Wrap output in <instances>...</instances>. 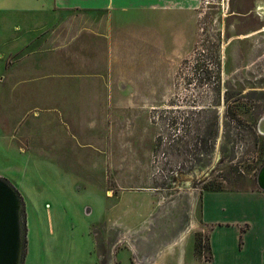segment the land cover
<instances>
[{
	"label": "rangeland",
	"instance_id": "obj_1",
	"mask_svg": "<svg viewBox=\"0 0 264 264\" xmlns=\"http://www.w3.org/2000/svg\"><path fill=\"white\" fill-rule=\"evenodd\" d=\"M153 8L88 85L0 87L24 262L264 263V0Z\"/></svg>",
	"mask_w": 264,
	"mask_h": 264
},
{
	"label": "crops",
	"instance_id": "obj_2",
	"mask_svg": "<svg viewBox=\"0 0 264 264\" xmlns=\"http://www.w3.org/2000/svg\"><path fill=\"white\" fill-rule=\"evenodd\" d=\"M166 2L186 0H0V56L8 58L0 63L4 97L20 103L23 97L16 88L24 86L23 80L30 82L25 88L39 81L45 87L71 85L69 81L88 85L81 82L111 71L117 49L130 47L153 7L164 15ZM7 86L13 87L12 94L5 93ZM12 128L11 113L0 114V161H9L6 167L17 151ZM0 177L13 184L1 172ZM41 260L23 264H50ZM235 264H262V258Z\"/></svg>",
	"mask_w": 264,
	"mask_h": 264
},
{
	"label": "water",
	"instance_id": "obj_3",
	"mask_svg": "<svg viewBox=\"0 0 264 264\" xmlns=\"http://www.w3.org/2000/svg\"><path fill=\"white\" fill-rule=\"evenodd\" d=\"M258 133L264 135V116L257 123ZM257 186L264 191V164L260 167ZM23 201L16 188L0 177V264H23L25 237Z\"/></svg>",
	"mask_w": 264,
	"mask_h": 264
},
{
	"label": "trees",
	"instance_id": "obj_4",
	"mask_svg": "<svg viewBox=\"0 0 264 264\" xmlns=\"http://www.w3.org/2000/svg\"><path fill=\"white\" fill-rule=\"evenodd\" d=\"M23 228H24V230L26 231V228H25V220H24V226H23ZM25 242H26V240H25V237H24V239H23V249H24V251H25Z\"/></svg>",
	"mask_w": 264,
	"mask_h": 264
},
{
	"label": "built area",
	"instance_id": "obj_5",
	"mask_svg": "<svg viewBox=\"0 0 264 264\" xmlns=\"http://www.w3.org/2000/svg\"><path fill=\"white\" fill-rule=\"evenodd\" d=\"M264 264V263H263Z\"/></svg>",
	"mask_w": 264,
	"mask_h": 264
}]
</instances>
